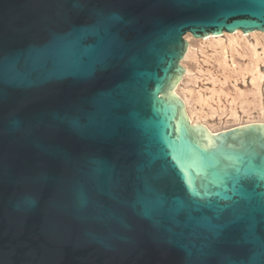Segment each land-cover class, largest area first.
<instances>
[{
	"label": "water",
	"instance_id": "1",
	"mask_svg": "<svg viewBox=\"0 0 264 264\" xmlns=\"http://www.w3.org/2000/svg\"><path fill=\"white\" fill-rule=\"evenodd\" d=\"M236 31L264 0H0V264H264V125L173 93Z\"/></svg>",
	"mask_w": 264,
	"mask_h": 264
},
{
	"label": "rangeland",
	"instance_id": "2",
	"mask_svg": "<svg viewBox=\"0 0 264 264\" xmlns=\"http://www.w3.org/2000/svg\"><path fill=\"white\" fill-rule=\"evenodd\" d=\"M186 36V35H185ZM184 36V39H185ZM254 44L252 38L247 39ZM188 44V55L182 60L187 74L178 82L176 95L186 102V114L198 118V122L207 125L212 132L226 130L247 123H264V111L244 107L239 102H232L229 95H220L219 99L213 95V91H223L234 93L240 91L248 94L251 90L250 75L244 72V81L239 76H232L219 65L217 52L207 44H202L191 38L185 39ZM226 44L225 38H223ZM259 42L264 44V38L260 37ZM261 44V45H262ZM257 45L255 50L262 57V47ZM244 47V46H243ZM237 48L238 54L228 47L225 49L227 65L234 67H245L248 63V56L245 55L244 48ZM187 54V52H186ZM181 62V64H182ZM233 63V64H232ZM263 63L258 64V69L262 72ZM222 70V71H221ZM229 75V77H228ZM223 77H227L225 80ZM214 82V83H213ZM201 97L202 102L197 99ZM250 98V96H248ZM264 102V101H263Z\"/></svg>",
	"mask_w": 264,
	"mask_h": 264
},
{
	"label": "bare ground",
	"instance_id": "3",
	"mask_svg": "<svg viewBox=\"0 0 264 264\" xmlns=\"http://www.w3.org/2000/svg\"><path fill=\"white\" fill-rule=\"evenodd\" d=\"M252 38L254 40V44L249 43V41L247 40L248 38ZM260 37L264 38V33H260V32H251L248 34H243L240 31H236L234 33H223L222 35L219 36H213V35H209L205 38L202 39H194L191 37L190 34H187L185 36V39L187 38H191L195 41H198L202 44H207L209 47H211L214 51L217 52L218 56V61H219V65L221 66V68L223 70H226L227 72H229L230 74H234V76H239L240 78L243 79L244 81V72L250 75V84H251V90L248 92V94H244L243 92L240 91H234V93H225L223 91H213L212 94L216 95L219 99L220 95H229L231 97V101L232 102H239L241 105H245L244 107L247 109V107H250L254 109L258 108V110L261 112L264 111V68L262 69V72H260V70L258 69V64L259 63H263L264 64V44L259 42ZM223 38H225L226 44H224ZM262 44V45H261ZM257 45H261L262 47V55H263V59L262 57H260L256 50L255 47ZM244 46V47H243ZM229 48L230 50H234L237 54V48L240 47L242 49V47L244 48V52L245 55L248 56V63L245 67H234L233 69H229L231 68L230 65H227L226 62V57H225V49ZM188 48V46H187ZM188 51L186 49L187 54L185 53L184 58L187 57L188 55ZM183 58V59H184ZM233 64V63H232ZM182 67L184 69V74L188 72V70L186 68H184L183 66V62H182ZM222 71V70H221ZM229 77V75H228ZM227 77H223V79L225 80ZM214 83V82H213ZM176 89V88H175ZM175 89L173 91V93L176 95ZM250 96V98L248 97ZM183 103H184V107H185V112H186V102L184 99L180 98ZM197 101L200 103L203 100L201 99V97L199 96V98L197 99ZM189 122L194 125H200L203 126L207 132L209 134H215L217 132H212L211 129L205 125V124H201V122H198V118H194L191 117L190 115L186 114ZM247 124H258V123H247ZM247 124H242V125H247ZM261 125H264V123H259ZM239 125V126H242ZM223 131V130H222Z\"/></svg>",
	"mask_w": 264,
	"mask_h": 264
}]
</instances>
